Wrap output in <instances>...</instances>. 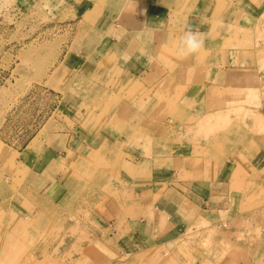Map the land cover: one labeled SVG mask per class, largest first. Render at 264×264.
<instances>
[{
    "label": "crops",
    "instance_id": "1",
    "mask_svg": "<svg viewBox=\"0 0 264 264\" xmlns=\"http://www.w3.org/2000/svg\"><path fill=\"white\" fill-rule=\"evenodd\" d=\"M81 7L88 29L45 80L89 76L79 125L0 140V264L23 248L42 264H264V0ZM188 27L205 44L180 58ZM66 210L74 232L52 229Z\"/></svg>",
    "mask_w": 264,
    "mask_h": 264
},
{
    "label": "rangeland",
    "instance_id": "2",
    "mask_svg": "<svg viewBox=\"0 0 264 264\" xmlns=\"http://www.w3.org/2000/svg\"><path fill=\"white\" fill-rule=\"evenodd\" d=\"M87 1L0 0V140L3 142L23 147L33 134L38 133L39 137L48 127L56 129L60 123L73 128L79 125L80 117L73 118L76 110L74 99L76 95L83 94L78 85L91 84L89 76H83V73L69 75L71 83L61 92L56 87L50 88L48 81L56 75L53 71L74 32L88 29L84 23L86 13L80 12L81 4ZM261 24L264 22L257 24V46L260 42L264 44V26L261 27ZM242 26L245 32L250 31V24ZM59 79L57 74L56 81ZM86 91L93 92L90 89ZM152 94L156 93L152 90ZM59 95H65L66 104L59 105ZM84 120V127L94 125L97 128L102 119L99 115L95 118L90 115ZM87 218L89 216L83 217ZM52 219V229H63L65 226L69 230L72 226L73 232L76 229L73 210H66L61 217L54 215ZM61 219L66 223L59 222ZM25 252L23 248L19 253H12L8 264H42L29 262ZM51 254L57 255L58 249H52Z\"/></svg>",
    "mask_w": 264,
    "mask_h": 264
},
{
    "label": "clouds",
    "instance_id": "3",
    "mask_svg": "<svg viewBox=\"0 0 264 264\" xmlns=\"http://www.w3.org/2000/svg\"><path fill=\"white\" fill-rule=\"evenodd\" d=\"M204 44L205 41L203 34L193 31L188 27L179 37L177 56L180 58H186L197 54L203 49Z\"/></svg>",
    "mask_w": 264,
    "mask_h": 264
}]
</instances>
